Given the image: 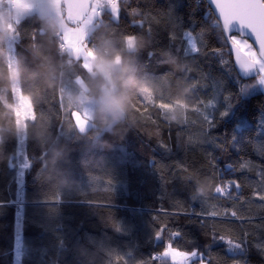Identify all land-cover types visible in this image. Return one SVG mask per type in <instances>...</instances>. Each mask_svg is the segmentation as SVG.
<instances>
[{
    "label": "trees",
    "instance_id": "1",
    "mask_svg": "<svg viewBox=\"0 0 264 264\" xmlns=\"http://www.w3.org/2000/svg\"><path fill=\"white\" fill-rule=\"evenodd\" d=\"M132 7L158 17V22L147 21L151 23V37L144 29L131 27L126 9L121 10L118 25L114 20L96 22L87 36L86 46L97 60L99 56L117 58L119 64L121 57H130L139 82L118 130L99 134L97 100L91 103L86 129H79L73 113H83L84 105L98 98L104 82L94 73L81 70L80 57L58 51L56 40L61 33L52 19L35 11L17 20L10 15V29H5L6 36L0 40V71L7 75L18 65L20 77L11 85L0 81V264H118L113 254L123 256L128 264H138L165 247L163 237L155 235L162 223L173 231L185 232L192 238V246L209 244L199 225L190 222L195 217L165 213L178 211L174 208L177 200L197 210L201 200L217 203L214 179L207 173L186 181L179 173L172 178V169L166 170L167 183L161 181L156 162L170 165L183 160L185 152L174 141L170 151L157 143V133L167 141V126L156 108L140 107L139 100L145 95L169 109L167 116L174 121L185 115L197 91L216 100L209 109L216 116L210 132L214 141L203 147L213 154L225 181L233 176L256 178L229 167L241 157L264 164V89L257 86L256 73L241 78L226 59V52L216 55L208 51L225 45L221 25L207 3L131 0L128 8ZM62 14L67 23H77L65 17L63 7ZM208 15V22L202 24ZM33 31L35 38L30 39ZM121 32L136 35L123 36ZM186 33L197 35L205 48L194 59L174 53L178 45L185 44ZM137 36L143 39V46L132 51L127 39L133 41ZM46 61L56 68L57 84L53 87H48L39 73L38 66ZM197 69L205 81L198 89L194 87ZM161 71L165 72L154 78L153 74ZM77 78H82L84 89ZM224 93L231 94L230 104L223 100ZM57 96L63 107L72 109L74 120V126H66L63 134L58 125L51 127L63 117L58 100L53 98ZM138 107L142 118L137 116ZM221 111L226 115L219 116ZM21 136L27 139L23 157L27 156L31 166L18 170L16 153ZM193 157L197 166L206 163L200 150L192 149L189 162ZM109 179L111 195L105 191ZM198 189H203V194ZM229 191L235 195L234 188ZM193 195L196 201L191 200ZM221 204L231 207L228 201ZM164 235L167 240V231ZM259 238L264 240V231ZM211 247L226 253L222 242L216 241ZM246 258L247 264H264V256L251 245Z\"/></svg>",
    "mask_w": 264,
    "mask_h": 264
},
{
    "label": "snow or ice",
    "instance_id": "2",
    "mask_svg": "<svg viewBox=\"0 0 264 264\" xmlns=\"http://www.w3.org/2000/svg\"><path fill=\"white\" fill-rule=\"evenodd\" d=\"M130 2L131 0H115V8L111 4L97 6V12L100 17H103L107 12L118 25L121 10L126 9L131 18V27H140L144 29L145 34L151 37V23L147 21L158 22V17L151 12L142 13L136 7L128 8ZM209 4L216 17L222 23L226 18L228 23L223 32V44L225 47L220 49L214 47L208 49V51L216 55L226 52V59L234 65L238 73L255 72L257 79L264 83V0H227L220 7L217 6L216 0H209ZM209 16L205 17L202 24L208 22ZM96 18L95 16L92 17L93 23ZM234 24L235 27H233ZM121 34L123 36L136 35L130 32H121ZM33 38H35V31L30 34V39ZM172 39L175 40V37L173 36ZM237 43L238 46H236ZM61 47L62 50L71 54V50L64 45L62 37ZM241 47L243 51L240 50ZM163 51L165 50H162L160 55ZM203 51H205V48L201 46L197 35L186 33L185 44L178 45L174 53L185 59H194L195 56L200 55ZM245 53L249 54L245 55ZM233 54L234 60L231 59ZM149 55L151 56L153 53H149ZM158 64L163 66L160 61H158ZM79 67L81 70L87 71L86 56H80ZM164 72L154 73V78H159V74H163ZM197 72L199 75L194 81L196 89L203 87L205 84L204 74L199 72L198 69ZM241 91H243V88ZM195 97L194 103L187 108L185 115L177 121L168 118L167 112L169 109L157 104L155 97L150 100L145 95L140 98L138 104L140 107L145 108L150 105L162 114L167 126L168 139L167 141L161 140L159 133H157V143L160 147L166 151H170L174 141L185 152L183 160L174 161L170 165L159 161L156 162V168L160 174L161 181L167 183L166 170L172 169H175V171H171L172 178H175L179 173L180 179L185 181L205 173L213 177L217 203H211L208 199L201 200V206L197 210L192 205L186 207L184 202L177 200L174 201V208L178 211L165 213L166 216L183 214L195 217L196 219L190 222L199 225L209 244L203 248L192 246V238L187 236L185 232L182 230L173 231L172 229H168L166 224L162 223L160 227L156 228L155 235L157 238L163 237L166 241L165 247L153 256L138 262V264H247L246 254L250 245L264 256V240L259 238L260 231H264V164L241 157L239 162L229 167H233L238 172L250 173L256 178L250 179L248 175H245L243 178L233 176L225 181L221 176L213 154L206 151L203 147L206 143L214 141L210 132L215 126L216 116L210 113L209 109L216 105V100L202 96L198 91L195 93ZM230 97V93L222 94L223 100L229 104L231 102ZM53 98L58 100L63 117L58 118L55 123L52 122L51 127L58 125L60 133L63 134L66 126L68 128L74 126V120L71 117L72 109L63 107L59 96ZM140 107H138L137 116L142 118ZM34 111H36L35 107ZM224 115H226L224 111L219 113L221 117ZM148 119L151 121L150 116ZM151 122L156 124L155 121ZM140 130H145L143 125H141ZM149 134L151 135V133ZM18 140L21 146L27 141L25 137H18ZM217 146L223 148V145ZM192 149L200 150L203 153L206 160L205 164L197 166V161L194 157L189 162V154L192 152ZM25 159L27 160V156H25ZM30 166L31 161L28 160L24 167L28 168ZM92 179L94 178L92 177ZM107 184L108 187L105 191L111 195V179L107 181ZM229 188H234L235 195L229 191ZM191 200H197L195 195L191 196ZM222 200L231 202V207L222 206ZM92 202L98 204L96 201ZM155 219L157 218L154 217ZM113 226L119 230L117 224L114 223ZM254 229L259 231H254ZM166 231L168 233L167 240L164 235ZM177 241H183V243L180 244ZM216 241L226 245L225 254L212 250L211 245ZM237 253H242V255H237ZM113 255L118 264H128L123 256L118 254Z\"/></svg>",
    "mask_w": 264,
    "mask_h": 264
},
{
    "label": "clouds",
    "instance_id": "3",
    "mask_svg": "<svg viewBox=\"0 0 264 264\" xmlns=\"http://www.w3.org/2000/svg\"><path fill=\"white\" fill-rule=\"evenodd\" d=\"M5 36L6 31L0 28V40H3ZM142 46L143 39L137 36L131 42L130 50L135 51ZM38 68L48 87L57 84L56 68L50 61L42 63ZM94 74L104 82L96 102L95 119L98 134L99 132L112 133L117 131V125L124 121L130 98L134 94L133 89L138 86L139 82L133 73L130 57H121L120 63L117 64L114 58L99 56ZM19 77L18 65L14 66L7 75L0 71V81H7L9 85L17 82ZM47 179L52 180L53 178L47 177ZM198 191L203 194V189H198Z\"/></svg>",
    "mask_w": 264,
    "mask_h": 264
},
{
    "label": "rangeland",
    "instance_id": "4",
    "mask_svg": "<svg viewBox=\"0 0 264 264\" xmlns=\"http://www.w3.org/2000/svg\"><path fill=\"white\" fill-rule=\"evenodd\" d=\"M35 1H37L38 3L39 2L41 3V0H34V2ZM48 1L53 6H56V7L61 6V3H60L61 0H48ZM104 1L109 2V3L114 2V0H99V1L93 0L87 15L81 21H78L74 25L67 23L66 20L63 21V19H62V22L64 23L66 28L71 29L73 31L74 36H76V38L79 37L75 41L70 42V41H67L63 37V34L61 33V36L64 38V40L67 43L68 49H70L71 54L73 53V55L76 57H80L81 55H84L87 57V71L92 73V74L94 73V69L96 67L97 59L95 58L94 53L86 46L85 38L88 36L91 28L93 27V25L96 22L97 23L99 21L106 22V21H110L109 19L112 20L110 14L107 13V15L109 17V19H108L105 17L106 13L103 17H100L99 13L97 12V6H100L101 3ZM32 5H33V0H3V5L0 8V20H4L6 18L7 22L5 23V27L7 28L8 22H10V18H9L10 15H12L13 20H17L20 17H22V15L25 12L33 11L34 8L32 7ZM112 6H113V8H115V3H112ZM93 16L97 17L95 19L94 23L92 21ZM67 34H68V32H67ZM237 45H238V43H237ZM241 49L243 50L242 47H241ZM248 54L249 53H247V55ZM253 55H254V53H253ZM115 62L118 63L117 58H115ZM77 81L81 84L82 87H84V82H83L82 78H77ZM256 84L259 88L264 89V83L260 82L257 79V76H256ZM97 99L90 100L91 102L87 103L85 105V109H84L83 113H78V112L73 113L75 120H77L76 123H77L79 129L84 130L90 125V121L87 120L88 119L87 115L90 114L88 112L89 107L92 106L91 103H93ZM28 143L31 146V142L28 141L27 144ZM24 145L21 146L19 144V147H18V150L16 153L17 161H18V170H21L22 168H24V165L27 161V160H25V157H23ZM34 149H35L36 154H40L39 150L36 147H34Z\"/></svg>",
    "mask_w": 264,
    "mask_h": 264
},
{
    "label": "crops",
    "instance_id": "5",
    "mask_svg": "<svg viewBox=\"0 0 264 264\" xmlns=\"http://www.w3.org/2000/svg\"><path fill=\"white\" fill-rule=\"evenodd\" d=\"M112 3H115V0ZM112 3H111V5H112ZM2 5H3V0H0V8L2 7ZM32 7L34 8L33 11L37 12L41 16H45L47 18L52 19L54 21V23L57 25L58 31L63 34V37L67 41L73 42V41H75L76 39L79 38V37L76 38V36H74V34H73V31L71 29L66 28V26L62 22V19L64 21L63 14L61 13L62 12V6H59V7L53 6V5H51L49 3L48 0H41V3L40 2L38 3L37 1L34 2V0H33ZM25 13H27V12H25ZM105 17L109 19L108 15H107V12H106V16ZM109 20L113 21L111 19H109ZM6 22H7L6 18L4 20H0V28H3L5 30V23ZM67 32H68V34H67ZM131 42H132V40H130L128 38L127 39V47L129 49H130ZM83 89H84V87H83ZM84 108H85V105H84ZM91 110H92V106L89 107V111L88 112L90 113ZM76 122H77V120H76Z\"/></svg>",
    "mask_w": 264,
    "mask_h": 264
},
{
    "label": "water",
    "instance_id": "6",
    "mask_svg": "<svg viewBox=\"0 0 264 264\" xmlns=\"http://www.w3.org/2000/svg\"><path fill=\"white\" fill-rule=\"evenodd\" d=\"M92 1L93 0H61V6L64 9L65 17L68 20H70L72 22H78V21H81L87 15V13L89 12V9L91 7ZM204 1L207 3L212 14L214 15L216 20L221 25L222 32H224L225 28L227 27V23H228L227 19L225 18L224 22L222 23L221 20L216 17L213 9L211 8V6L209 4V0H204ZM226 2H227V0H216L218 7L222 6ZM233 27H235V24L233 25ZM236 46H238V45L236 44ZM240 50L243 51L241 48H240ZM245 55H247V53H245ZM231 58L234 60V54L232 55ZM252 73H255V72H246L244 74H240L237 72V74L241 78H245L247 75L252 74Z\"/></svg>",
    "mask_w": 264,
    "mask_h": 264
},
{
    "label": "built area",
    "instance_id": "7",
    "mask_svg": "<svg viewBox=\"0 0 264 264\" xmlns=\"http://www.w3.org/2000/svg\"><path fill=\"white\" fill-rule=\"evenodd\" d=\"M106 4H111V3H109V2H105V1H104V2L101 3L100 6H106ZM7 28H8V29H7ZM7 28H6V29H7V32H8V30H9V28H10V25H9V24L7 25ZM7 35H8V34H7ZM8 37H9V36H8ZM61 37H62V36L59 35V36L57 37V40H56L57 48H58V51H60V52L64 51V50H62V47H61ZM62 38H63V37H62ZM63 43H64V45L67 46V43H66V41L64 40V38H63Z\"/></svg>",
    "mask_w": 264,
    "mask_h": 264
}]
</instances>
